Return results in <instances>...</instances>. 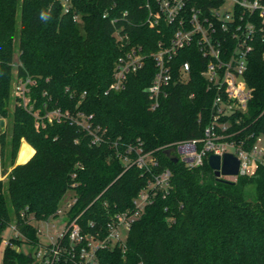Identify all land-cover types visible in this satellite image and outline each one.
<instances>
[{"label":"trees","instance_id":"obj_1","mask_svg":"<svg viewBox=\"0 0 264 264\" xmlns=\"http://www.w3.org/2000/svg\"><path fill=\"white\" fill-rule=\"evenodd\" d=\"M125 14L132 42L145 52L167 28L145 23V0H0V247L5 228L14 224L1 264H32L22 243L36 244L37 228L31 220L56 216L62 197L70 192L76 201L68 211L79 214L83 232L105 231L106 223L132 200L147 177L135 165L126 168L117 156L127 143L142 142L153 149L172 141L199 137L209 119L211 93L200 75L202 59L196 51H182L175 64L189 59L187 83L173 84L155 109L145 92L155 72L153 59L127 76L123 88L105 92L113 68L122 54L111 18ZM17 49L18 61L14 64ZM264 43L249 53L245 72L252 97L242 122L234 127L250 145L264 136ZM35 80L31 96L36 105L75 109L92 114L93 122L107 129L108 141L90 144L86 132L68 121L36 129L34 118L13 101V75ZM193 93V96H190ZM11 115V116H10ZM11 117L10 136L6 121ZM34 153L16 163L21 140ZM114 142H117L114 145ZM161 167L171 171L170 187L130 225L124 241L97 252L101 264H264V164L251 176L234 182L218 179L207 159L189 168L157 153ZM253 184L255 199L245 187ZM54 264H68L63 259Z\"/></svg>","mask_w":264,"mask_h":264},{"label":"built area","instance_id":"obj_2","mask_svg":"<svg viewBox=\"0 0 264 264\" xmlns=\"http://www.w3.org/2000/svg\"><path fill=\"white\" fill-rule=\"evenodd\" d=\"M125 14L120 17V24H117L118 18H111L122 54L114 63L113 80L105 92L123 88L127 76L141 69L146 59L151 57L156 69L145 92L149 107L155 109L168 95L171 85L184 84L191 79V61L186 59L176 65L175 58L183 50L188 56H193L197 50L202 59L200 75L204 78L206 91L211 93L207 106L209 119L199 137L172 141L153 149H145L141 141L129 142L124 152L117 151L126 168L135 165L147 177L146 184L132 200L133 207L116 212L107 221L103 233L98 229L83 232L77 221L80 213L69 216L68 211L76 201L69 194L64 206L59 203L56 216L38 220V241L31 244L33 248L28 252L32 264H54L60 259L68 264H101L98 250L124 241L121 229L128 231L131 223L153 203L156 195L169 190L171 171L160 166L156 154L160 149H168L171 156H176L189 168L202 165L210 154L222 157L224 153H232L239 160L238 174L225 176L234 179L238 175H254L258 166L264 164V136H256L247 146L246 139L252 134L241 137V130H234L241 124L242 114L247 111L252 97L245 72L249 53L257 41L264 43V0H145V23L167 27L150 52H145L140 43L131 41L127 27L136 28L137 22L125 21ZM34 84L35 80L30 75L15 74L12 97L14 103L30 112L36 129L68 121L86 132L90 144L108 141L107 129L95 124L92 114L51 107L47 101L36 105V99L31 96ZM60 214L65 216L64 220L50 233V227H55L54 220ZM11 227V236H18L15 225ZM40 236H44L46 241H42ZM9 237L3 239L5 244Z\"/></svg>","mask_w":264,"mask_h":264},{"label":"rangeland","instance_id":"obj_3","mask_svg":"<svg viewBox=\"0 0 264 264\" xmlns=\"http://www.w3.org/2000/svg\"><path fill=\"white\" fill-rule=\"evenodd\" d=\"M17 61H18V52H17V49H16V51H15V53H14V64H16L17 63ZM14 76H15V74L13 75V80H14ZM12 109H13V100L12 101H10V104H9V106H8V110L9 111H12ZM11 116V115H10ZM10 116H8V118H7V121H6V132H7V138H9V136H10V129H11V117ZM23 142V143H22ZM26 142V143H25ZM27 141L25 140V139H22L21 140V143H20V146H19V149H18V152L20 153V151L24 148V147H28V148H30L28 145H27ZM29 144V143H28ZM30 145V144H29ZM31 146V145H30ZM32 147V146H31ZM33 148V147H32ZM31 149V148H30ZM34 149V148H33ZM18 152H17V154H18ZM31 155V154H30ZM18 157H19V155H18ZM28 157H30V156H28ZM16 159H17V157H16ZM19 161V160H18ZM1 170V169H0ZM2 174V172H0V175ZM224 178L225 179H231V180H234V178H232V177H230V176H224ZM69 194H70V192H67L63 197H62V199H61V201H60V205L61 206H64L65 205V203H66V201L68 200V197H69ZM245 195H246V198L248 199V200H254L255 199V188H254V185L253 184H248L246 187H245ZM64 215L63 214H60L57 218H55V220H54V223H55V227H50V229H49V231H50V233H52L53 232V230L56 228V227H58L60 224H61V222L64 220ZM31 222L37 227V229H39V227H40V222H38V221H34V220H31ZM11 225L12 224H10V225H8L6 228H5V230L3 231V233H2V236H3V239H7L9 236H11V235H13V230H12V227H11ZM126 229L125 228H123V229H121V232H120V234H121V237L122 238H125L126 237ZM41 237V240L42 241H46V238L44 237V236H40ZM5 243L2 241V244H1V247H0V264H1V257H2V253H3V250H4V247H5ZM21 250H23L24 252H31V250H32V246H31V244H27V243H22V245H20V247H19Z\"/></svg>","mask_w":264,"mask_h":264},{"label":"water","instance_id":"obj_4","mask_svg":"<svg viewBox=\"0 0 264 264\" xmlns=\"http://www.w3.org/2000/svg\"><path fill=\"white\" fill-rule=\"evenodd\" d=\"M0 126H4V120L0 119ZM164 152L171 156V153L168 149H165ZM173 162H176L178 158L176 156L170 157ZM209 167L213 170L214 175L220 179L227 182H234L231 179H225L222 176L230 175L234 176L238 174V158L232 153H224L222 157L217 154H210L207 159Z\"/></svg>","mask_w":264,"mask_h":264},{"label":"bare ground","instance_id":"obj_5","mask_svg":"<svg viewBox=\"0 0 264 264\" xmlns=\"http://www.w3.org/2000/svg\"><path fill=\"white\" fill-rule=\"evenodd\" d=\"M29 154H30L29 148L24 147L19 153V157H18L19 162H24L28 158Z\"/></svg>","mask_w":264,"mask_h":264},{"label":"crops","instance_id":"obj_6","mask_svg":"<svg viewBox=\"0 0 264 264\" xmlns=\"http://www.w3.org/2000/svg\"><path fill=\"white\" fill-rule=\"evenodd\" d=\"M23 143V142H22ZM26 143V142H25ZM27 145L31 148H29V150H30V154L32 155L33 153H34V149L27 143ZM29 154V156L31 157V155ZM18 155H19V152H18V154H17V159H16V163H22V162H19L18 161ZM30 157H28V159L30 158ZM27 159V160H28ZM25 162V161H24ZM0 172H2V168H1V166H0ZM11 169V167H9L8 169H7V171L6 172H2V174L0 175V178H5L6 177V175H7V173H8V171Z\"/></svg>","mask_w":264,"mask_h":264}]
</instances>
